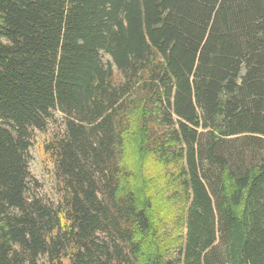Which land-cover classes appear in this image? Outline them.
<instances>
[{"label": "trees", "instance_id": "16d2710c", "mask_svg": "<svg viewBox=\"0 0 264 264\" xmlns=\"http://www.w3.org/2000/svg\"><path fill=\"white\" fill-rule=\"evenodd\" d=\"M54 113L52 206L27 189ZM132 117L177 165L166 264H264V0H0V264H137L151 220L121 190Z\"/></svg>", "mask_w": 264, "mask_h": 264}, {"label": "rangeland", "instance_id": "374dc122", "mask_svg": "<svg viewBox=\"0 0 264 264\" xmlns=\"http://www.w3.org/2000/svg\"><path fill=\"white\" fill-rule=\"evenodd\" d=\"M129 126L119 158L121 190L134 192L138 204L148 206L151 220L149 230L138 235L141 253L137 264H166L183 242L184 234L183 196L171 179L177 165L159 161L151 150L140 146L142 136L134 117L130 118ZM61 130V115L54 113L44 131L33 130L28 151L31 179L27 195H37L52 206L60 200L61 184L45 144ZM63 262L67 264L66 260ZM38 264H48L46 256H40Z\"/></svg>", "mask_w": 264, "mask_h": 264}]
</instances>
